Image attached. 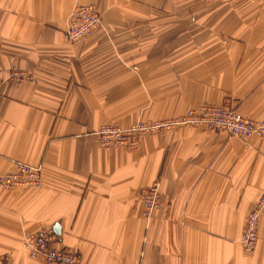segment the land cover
I'll return each instance as SVG.
<instances>
[{"label": "crops", "instance_id": "obj_1", "mask_svg": "<svg viewBox=\"0 0 264 264\" xmlns=\"http://www.w3.org/2000/svg\"><path fill=\"white\" fill-rule=\"evenodd\" d=\"M84 5L101 25L68 43ZM0 79V172L42 170L39 188L0 190V264H46L20 249L45 227L80 264H264V209L254 251L239 245L264 138L183 128L103 149L93 135L201 104L263 120L264 0H0ZM156 181L145 220L136 192Z\"/></svg>", "mask_w": 264, "mask_h": 264}, {"label": "built area", "instance_id": "obj_2", "mask_svg": "<svg viewBox=\"0 0 264 264\" xmlns=\"http://www.w3.org/2000/svg\"><path fill=\"white\" fill-rule=\"evenodd\" d=\"M101 25V16L91 5L77 6L69 15L64 32L65 40L76 43L89 38ZM191 125L206 130H223L230 136L249 138L264 135V122L242 118L232 110L222 106L210 105L191 110L181 119H164L151 123L135 122L129 127L116 125L103 126L95 133L100 146L104 149L136 147L138 139L147 135L162 134L174 129L175 125ZM41 168L26 163H15L13 170L0 173V189L19 190L39 188L41 186ZM159 184L154 182L149 187L136 192L143 206L144 215H149L158 204ZM264 205V197L256 209L247 217L240 239L244 253H251L257 239V221ZM22 247L29 249L30 259H41L48 264H79L77 253L59 246L56 235L49 227L40 229L28 236Z\"/></svg>", "mask_w": 264, "mask_h": 264}, {"label": "rangeland", "instance_id": "obj_3", "mask_svg": "<svg viewBox=\"0 0 264 264\" xmlns=\"http://www.w3.org/2000/svg\"><path fill=\"white\" fill-rule=\"evenodd\" d=\"M92 6V5H91ZM77 7V6H76ZM74 10V9H73ZM71 14V13H70ZM69 17V16H68ZM68 17H67V19H68ZM194 21L195 20H192V22L194 23ZM67 22V21H66ZM65 32V31H64ZM64 39H65V37H64ZM66 41V40H65ZM69 43V42H68ZM9 79L10 80H12V81H20V82H22V81H29L30 79H32V77H31V75H29L28 73H23V72H18V71H14V72H12L11 74H10V76H9ZM4 82V80L3 79H0V87L2 86V83ZM210 105H214V104H201V105H198V106H195V107H191V108H188L186 111H184V113H182L181 115H178V116H173V117H170V118H166V119H181V118H184L187 114H188V112L189 111H191V110H195V109H197V108H199V107H203V106H210ZM217 106H222V107H224V108H227V109H230V110H232L234 113H236V114H238L239 116H241L242 118H246V119H250V120H253L254 122H257V123H261V122H264V119L263 120H254V119H252V118H249V117H246V116H243L242 114H240L233 106H232V104H230V103H228V102H225V103H222V104H219V105H217ZM158 120H164V119H158ZM158 120H152V121H140V120H137V121H135V122H138V121H140V122H143V123H151V122H155V121H158ZM135 122H133V123H135ZM133 123H131V124H133ZM130 124V125H131ZM129 125V126H130ZM104 126H107V125H104ZM117 126V125H116ZM129 126H127V127H129ZM101 127H103V126H101ZM101 127H99L98 129H100ZM119 127V126H118ZM125 128V127H124ZM183 128H200V129H202V130H205V131H217V132H222V133H224L227 137H229V138H237V139H241V140H244V141H247V140H250V139H253V138H256V139H262V138H264V135L263 136H260V137H258V136H252V137H249V138H244V137H235V136H230V135H228L225 131H223V130H220V131H218V130H206V129H203L202 127H195V126H191V125H181V124H178V125H175V127H174V129H172V130H169V131H167V132H165V133H168V132H170V131H175V130H179V129H183ZM98 129L93 133V135L94 136H96L95 135V133L98 131ZM165 133H162V134H160V135H164ZM159 134V133H158ZM158 134H154V135H147V136H143V137H148V136H155V135H158ZM142 137V138H143ZM141 139V138H140ZM140 139H138V140H140ZM97 141H98V139H97ZM98 144H99V142H98ZM99 146H100V144H99ZM101 147V146H100ZM102 148V147H101ZM116 148V147H115ZM124 148V147H123ZM104 149V148H103ZM111 149V148H110ZM127 149V148H126ZM17 163V162H16ZM21 163H23V162H21ZM27 164V163H26ZM14 165H15V163H14ZM33 166V165H32ZM14 167V166H13ZM40 167V166H39ZM41 168V167H40ZM13 170V169H12ZM12 170H9V171H12ZM42 171V170H41ZM5 172H8V171H5ZM5 172H0V173H5ZM157 182V181H156ZM153 184V183H152ZM159 184V183H158ZM0 190H3V191H10V190H4V189H0ZM14 191V190H13ZM158 193H159V197H158V204H157V207L153 210V211H151V213L149 214V215H144V213L142 214L143 215V218H145V220H148V219H150V217L152 216V214H153V212L156 210V209H158V207H159V199H160V186H159V189H158ZM264 197V195H262L261 197H260V199L261 198H263ZM260 199L257 201V203H256V205L254 206V208H253V210L250 212V213H252L255 209H256V206H257V204H258V202L260 201ZM263 209H264V205H263V207H262V210H261V212H260V214H259V218H258V221H257V239H256V243H257V240H258V223H259V219H260V216H261V214H262V211H263ZM250 213H248L247 214V216L245 217V220H244V226H245V222H246V219H247V217L250 215ZM244 226H243V230H244ZM42 229V228H41ZM243 230H242V233H243ZM38 232V231H37ZM241 236H242V234H241ZM241 236H240V239H241ZM27 238V237H26ZM26 238L22 241V243H21V246H20V249H21V251H25V256L28 258V259H30L29 258V249L28 248H24V247H22V244L24 243V241L26 240ZM56 240H57V238H56ZM239 242H240V240H239ZM57 243H58V240H57ZM256 243H255V247H256ZM239 245H240V243H239ZM241 247V246H240ZM255 247H254V249H255ZM242 249V248H241ZM254 249H253V251H254ZM69 250V249H68ZM71 251V250H70ZM243 251V250H242ZM252 251V252H253ZM74 252V251H73ZM251 252V253H252ZM75 253H77L78 255H79V257H80V261H81V256H80V254L78 253V252H75ZM247 254V253H246ZM248 254H250V253H248ZM32 260H41V259H32ZM41 261H43V260H41ZM45 262V261H44ZM46 264H48L47 262H45ZM80 264V263H79Z\"/></svg>", "mask_w": 264, "mask_h": 264}, {"label": "water", "instance_id": "obj_4", "mask_svg": "<svg viewBox=\"0 0 264 264\" xmlns=\"http://www.w3.org/2000/svg\"><path fill=\"white\" fill-rule=\"evenodd\" d=\"M55 229H56V228H55ZM55 229H54V231H55ZM57 232H58V231H55L56 234H57Z\"/></svg>", "mask_w": 264, "mask_h": 264}, {"label": "bare ground", "instance_id": "obj_5", "mask_svg": "<svg viewBox=\"0 0 264 264\" xmlns=\"http://www.w3.org/2000/svg\"><path fill=\"white\" fill-rule=\"evenodd\" d=\"M50 228V227H49ZM25 253V251H23Z\"/></svg>", "mask_w": 264, "mask_h": 264}]
</instances>
